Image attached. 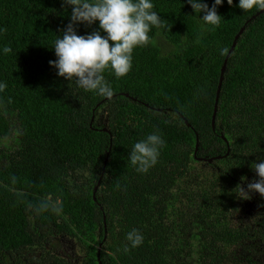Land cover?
I'll use <instances>...</instances> for the list:
<instances>
[{
	"label": "trees",
	"instance_id": "obj_1",
	"mask_svg": "<svg viewBox=\"0 0 264 264\" xmlns=\"http://www.w3.org/2000/svg\"><path fill=\"white\" fill-rule=\"evenodd\" d=\"M153 2L163 23L126 76L105 71L106 97L49 63L71 7L0 0V264H75L45 249L55 235L77 240L84 264H264V196L235 193L264 159V10L224 0L212 26L187 0ZM153 132L166 143L138 171L131 150Z\"/></svg>",
	"mask_w": 264,
	"mask_h": 264
},
{
	"label": "clouds",
	"instance_id": "obj_2",
	"mask_svg": "<svg viewBox=\"0 0 264 264\" xmlns=\"http://www.w3.org/2000/svg\"><path fill=\"white\" fill-rule=\"evenodd\" d=\"M195 13L206 25L219 26L222 15L218 6L224 0H214L209 6L205 0H187ZM229 5L234 0H227ZM66 7H71V21L57 36L52 48L57 59L49 61L57 70V75L67 80L75 78L79 87L86 91H95L111 97L114 89L105 78V71L111 69L114 75L126 76L133 67V52L137 47L145 46L150 41V32L159 27L163 19L155 11L153 0H63ZM238 7L244 11L252 9L264 10V0H239ZM99 22V30L80 35L77 23L89 25ZM6 31L0 27V33ZM103 33V34H102ZM4 54L12 52L10 46H4ZM7 84L0 81V92ZM166 141L161 134L153 132L145 139L137 141L130 153V162L137 170L147 172L159 159L160 151ZM258 179L247 183V189L238 184V197L251 198L253 192L264 196V159L251 163ZM246 181L247 177H241ZM132 247L143 243L144 237L138 229L127 234ZM130 249L125 246L124 251Z\"/></svg>",
	"mask_w": 264,
	"mask_h": 264
},
{
	"label": "rangeland",
	"instance_id": "obj_3",
	"mask_svg": "<svg viewBox=\"0 0 264 264\" xmlns=\"http://www.w3.org/2000/svg\"><path fill=\"white\" fill-rule=\"evenodd\" d=\"M245 206L251 209V207L253 206L252 201ZM254 211H257V209H255ZM262 248L264 253V245L262 246ZM45 249L54 251L57 254L70 259L75 264H84V259L87 256L86 252L81 248L79 243H77V240L69 237H62L60 235H55V237H53L51 241H47ZM32 255H38V253L32 252Z\"/></svg>",
	"mask_w": 264,
	"mask_h": 264
},
{
	"label": "water",
	"instance_id": "obj_4",
	"mask_svg": "<svg viewBox=\"0 0 264 264\" xmlns=\"http://www.w3.org/2000/svg\"><path fill=\"white\" fill-rule=\"evenodd\" d=\"M263 11V10H262ZM245 29V26H243L239 32V34L235 37V40L232 44V47L228 53V56L224 62V65L222 67V70H221V76H220V82H219V86H218V91H217V98H216V104H215V112H214V116H213V124L215 123V119H216V113H217V108H218V102H219V97H220V91H221V86H222V83H223V79H224V73H225V69H226V65H227V62H228V58L229 56L231 55V53L233 52V50L235 49L236 45H237V41H238V38L240 36V34H242V32L244 31ZM214 126V125H213ZM198 148V143H197V146ZM210 160V159H209ZM108 161V157L106 158V163ZM105 163V164H106ZM106 167V166H105ZM105 167H104V171H105ZM101 181L98 182V184L96 185L95 187V190H94V198H96V195H97V191H98V188L100 187V183Z\"/></svg>",
	"mask_w": 264,
	"mask_h": 264
}]
</instances>
